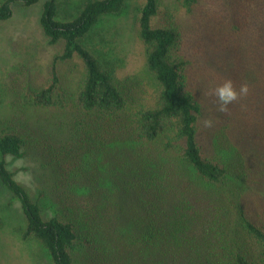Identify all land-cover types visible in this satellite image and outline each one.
<instances>
[{"label": "trees", "instance_id": "16d2710c", "mask_svg": "<svg viewBox=\"0 0 264 264\" xmlns=\"http://www.w3.org/2000/svg\"><path fill=\"white\" fill-rule=\"evenodd\" d=\"M18 2L39 0L0 1V22ZM178 3L181 25L152 22L159 0L139 9L141 78L151 94L140 85L137 97L84 43L125 0H81L66 21L57 19L58 0L42 4V34L60 49L46 77L27 76L13 101L70 111V139L47 143L54 215L44 220L7 169V157L22 158L29 145L10 121L0 124V184L20 204L21 239L38 242L53 264H74L78 250L82 264H264V0H218L209 12L201 0ZM72 61L81 75L68 88L61 66ZM224 79L248 93L220 111L211 92Z\"/></svg>", "mask_w": 264, "mask_h": 264}, {"label": "rangeland", "instance_id": "374dc122", "mask_svg": "<svg viewBox=\"0 0 264 264\" xmlns=\"http://www.w3.org/2000/svg\"><path fill=\"white\" fill-rule=\"evenodd\" d=\"M44 1L39 0L29 8H25L20 2L15 3L11 18L0 22V124L14 122L27 133L29 145L25 148V156L7 157V169L13 173V178L27 191L30 198L39 204L42 217L47 220L55 212L49 193L51 169L55 164L50 159L53 148L47 143L56 147L66 138L70 139V111L62 114L43 109L22 110L13 101V93L27 76L36 84L46 77L47 66L60 49V45L48 44L40 28L39 17ZM80 1L58 0L57 19L66 21L74 17ZM159 2V11L152 22H174L178 25L185 23V14L179 6V0ZM217 2L218 0H201V12L216 9ZM142 5L143 0H125L121 13L102 17L84 42L100 59L111 64L121 86L129 95L136 97L141 95L138 89L140 85L146 88L147 94H151L147 82L141 78L144 59L137 37V20ZM61 74L63 84L73 88L81 75L80 63L72 61L63 64ZM205 120L211 121L209 117ZM213 124L211 122L209 126L204 124L202 127L210 134ZM72 154L75 155L76 152L73 151ZM105 187H102L103 191H106ZM97 190H91V195L97 193ZM102 196L101 194V198ZM24 226L25 219L19 202L0 184V264H53L49 254L38 242L21 239ZM81 254V250L75 251L74 264H82Z\"/></svg>", "mask_w": 264, "mask_h": 264}, {"label": "clouds", "instance_id": "9594fccd", "mask_svg": "<svg viewBox=\"0 0 264 264\" xmlns=\"http://www.w3.org/2000/svg\"><path fill=\"white\" fill-rule=\"evenodd\" d=\"M247 93V84H241L239 89H237L231 79H224L211 92L218 101L220 111H226L229 104L235 102L240 96L246 95ZM204 123L206 126H209L211 121L205 120Z\"/></svg>", "mask_w": 264, "mask_h": 264}]
</instances>
